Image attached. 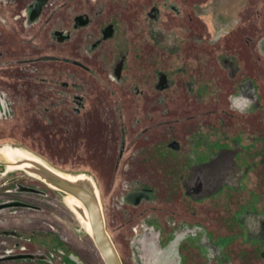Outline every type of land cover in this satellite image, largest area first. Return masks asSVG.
Instances as JSON below:
<instances>
[{
    "label": "rangeland",
    "instance_id": "rangeland-1",
    "mask_svg": "<svg viewBox=\"0 0 264 264\" xmlns=\"http://www.w3.org/2000/svg\"><path fill=\"white\" fill-rule=\"evenodd\" d=\"M103 1L104 13L75 33L71 46L64 32L71 23L67 0H52L41 17L30 10L22 14L14 1L0 0V159L8 161V151L28 154L61 173L90 177L111 238L127 247L124 237L131 236V221L125 214L127 227L120 228L115 198L144 173L136 169L139 160L127 159L145 155L153 142L147 137L150 112H185L186 121L180 123L185 146L199 124L206 134L212 126L224 132L230 126L236 137L246 119L250 125L264 123L258 110L264 106V0H172L179 5L170 3V10L161 0L154 2L159 8L150 15L147 0ZM72 3L74 16H81L82 0ZM85 7L90 17L97 11L95 3ZM114 21L117 34L100 37V30ZM156 45L170 48L165 59L153 50ZM161 73L169 77L165 88L159 86ZM242 83L253 94L248 103L232 98ZM260 93L263 99H257ZM199 113L197 123L192 117ZM262 173L251 177L252 188L264 190ZM242 195L202 202L201 220L209 217L226 235L222 212L236 209ZM0 199L17 203L0 209V230L7 232L0 233V264H105L65 194L23 171L0 166ZM38 234L53 236L71 255L65 259L59 250L36 245L29 236ZM227 250V264H264L239 241ZM126 252V263L133 264L130 250Z\"/></svg>",
    "mask_w": 264,
    "mask_h": 264
},
{
    "label": "flooded vegetation",
    "instance_id": "flooded-vegetation-1",
    "mask_svg": "<svg viewBox=\"0 0 264 264\" xmlns=\"http://www.w3.org/2000/svg\"><path fill=\"white\" fill-rule=\"evenodd\" d=\"M10 1L18 5L22 14L30 10L34 17H38L39 14L41 17L47 7L53 3L52 0ZM119 1L123 4L127 0ZM155 1L160 3L161 0L146 1L152 6L148 14L154 13L155 9L158 10V6V8L153 6ZM82 2L84 5L82 10L86 11V4L95 3L97 11L91 17L85 11L81 16L75 17L72 12V0H67L71 23L64 32H66V42L71 46L75 33L90 27V22L104 13L103 4H107L103 0H82ZM125 3L127 5L130 2ZM163 3L169 10L172 9L170 3L179 5L178 1L172 2V0H164ZM31 5L33 8L30 7ZM115 15L120 16L121 11H116ZM85 17L88 20H85ZM116 27L114 21L101 29L99 36L109 38L116 35L118 31ZM55 34L58 32L54 31L53 35ZM101 42L102 40H98L99 45ZM168 48L156 45L153 50L160 51L161 58L165 59L164 54L170 52ZM71 63L84 70L88 69L84 62L71 59ZM160 75L162 76L161 79L159 77V86L165 88L169 83V77L164 73ZM234 97L243 103L253 99V94L249 92V84L242 83L238 93L232 98ZM257 99H263L262 93L258 94ZM173 100L179 101L180 98ZM258 110L262 113L263 122L264 106ZM159 112L160 115H157L158 110H153L147 116L150 127L147 128V137L153 139L152 144L146 147L147 153L127 159L139 160L136 169L139 170V174L142 173L140 171H144L142 175L147 179L141 175L137 177L140 179L136 178L129 184L126 183L115 198V211L120 213L119 218H121L120 228H123L122 224L124 228L127 227L125 214L129 215L131 221L129 222L131 236L124 237L128 246L123 245L124 243L118 246L114 242L123 264H127L124 259L127 250L131 252L133 264H227L231 258L227 249L237 241L245 249L254 251L259 260L264 261V190L252 188L250 185L251 177L256 171L258 175L261 172L264 174V123L250 125V120L246 119V124L236 137L230 135L233 131L230 130V126L223 127L225 132L219 126H212L206 131L209 134H206L201 132L205 128L199 124L197 130L193 132L196 135L190 139L191 143L185 146V140H182L181 135L185 127L183 128L184 125L180 123L186 121V113L169 108ZM225 113L227 117L232 118L230 112ZM243 115L247 116L248 113L245 112ZM192 118L198 119L197 123H199V119L202 118L201 113ZM161 139L164 142L159 144L158 141ZM201 147L208 152L207 156L200 153ZM240 158L242 163L238 161ZM156 180L161 181L156 183ZM238 194H243L242 203L234 210L230 207L229 210L225 209L226 211L222 212L226 216V223H223L228 230L226 235L217 231L212 224L213 220L211 222L209 217L205 221L201 220L202 202L219 197H235ZM4 199H0V209L17 204L12 201V204H7L9 201ZM106 227L109 232L107 223ZM236 229L238 231L234 234L233 230ZM0 233L7 232L0 230ZM29 238L36 245L45 246L47 250L61 251L65 259L71 255L67 246L62 245L51 235L38 234Z\"/></svg>",
    "mask_w": 264,
    "mask_h": 264
},
{
    "label": "water",
    "instance_id": "water-1",
    "mask_svg": "<svg viewBox=\"0 0 264 264\" xmlns=\"http://www.w3.org/2000/svg\"><path fill=\"white\" fill-rule=\"evenodd\" d=\"M6 154L8 161L0 159V166L23 171L45 183L51 189L65 194L72 210L88 227V232L105 264H123L116 245L107 230L97 186L90 177L61 173L32 155L15 154L10 151Z\"/></svg>",
    "mask_w": 264,
    "mask_h": 264
}]
</instances>
